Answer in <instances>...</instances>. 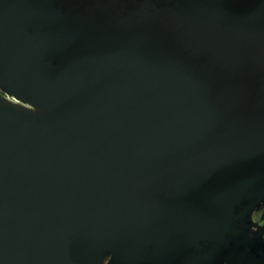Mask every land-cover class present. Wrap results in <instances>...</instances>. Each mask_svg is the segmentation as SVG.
Masks as SVG:
<instances>
[{"label": "water", "instance_id": "1", "mask_svg": "<svg viewBox=\"0 0 264 264\" xmlns=\"http://www.w3.org/2000/svg\"><path fill=\"white\" fill-rule=\"evenodd\" d=\"M87 1L0 0V264L234 261L264 200V0Z\"/></svg>", "mask_w": 264, "mask_h": 264}, {"label": "flooded vegetation", "instance_id": "2", "mask_svg": "<svg viewBox=\"0 0 264 264\" xmlns=\"http://www.w3.org/2000/svg\"><path fill=\"white\" fill-rule=\"evenodd\" d=\"M186 0H98L100 4L111 3L114 9L130 11L137 9L141 3L148 7H170L182 5ZM78 6L92 4L87 0H76ZM1 70V66H0ZM248 201H243L242 206L247 205ZM239 231V247L234 261H224V264H264V200L257 202L249 209L242 218H238L234 223ZM231 233H227L222 241L207 242L203 250L213 253L217 247L222 246L227 250L230 246L229 238ZM103 264H113L111 257H106ZM183 264V263H182Z\"/></svg>", "mask_w": 264, "mask_h": 264}, {"label": "built area", "instance_id": "3", "mask_svg": "<svg viewBox=\"0 0 264 264\" xmlns=\"http://www.w3.org/2000/svg\"><path fill=\"white\" fill-rule=\"evenodd\" d=\"M6 96L10 99V100H13V101H17V99L16 98H14L13 96H11V95H7L6 94Z\"/></svg>", "mask_w": 264, "mask_h": 264}]
</instances>
